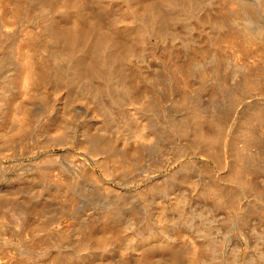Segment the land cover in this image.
Segmentation results:
<instances>
[{
	"label": "rangeland",
	"instance_id": "obj_1",
	"mask_svg": "<svg viewBox=\"0 0 264 264\" xmlns=\"http://www.w3.org/2000/svg\"><path fill=\"white\" fill-rule=\"evenodd\" d=\"M0 1L1 4L3 3L2 1L5 2V0ZM13 1L14 0H8L7 4L3 3L4 7L0 4V23H5L4 26L3 23L0 24V144H2L0 147L4 150L3 153V150L0 148V212L5 211L8 213L7 210L10 206H18L16 207L17 210L25 211L21 212L23 215L25 214V217L28 215L26 221L36 227L32 234L41 240H45L40 246L35 248L36 251L34 250V252L36 254L33 252L35 254L32 253L34 257H31V259L29 258L28 262H32L31 264H50L54 257L56 258V256H59L60 260L57 264H62L61 262L66 258V260L72 261L71 264H75L76 262H78L76 264H227L229 258L230 260L236 259L237 262L235 261V264H253L249 260L251 257L253 259L264 258V255H262L264 254V237L262 238L264 234H260V227L256 226V222H253L251 224V226L254 225L253 227L248 225L246 229L239 230V220L234 219L226 221V212L224 209H218L214 211V213L209 211L210 209L206 206L204 199H200L201 195L199 191L206 182L205 177H203L205 175L202 176L201 174L203 173L200 167L201 156L198 157L194 152H192V154L189 150V152H181L179 146H181L186 139L179 137V134H173L172 136L168 126L166 125L165 128L163 126V124H165L163 118L165 115L168 116L167 112L173 116L174 113L175 115L178 114L175 111H172V113L168 111V109L172 110L169 106H173L174 100L168 93H164L166 91L163 88H159L161 85L160 83H162L160 81L166 78L165 74L167 75L168 73V68L165 66L167 63V52H169V48L174 44V47L179 48V55L182 56L185 54L184 56L187 57L188 51L186 50L189 46L186 47L184 44L187 42L186 44L194 47L200 42L197 38L198 34L196 29H194L196 27V21H194L193 16L196 13H206L208 10L205 11V8L209 9V6L204 5L205 8L204 6L197 8L202 4L197 5L198 3L196 4L195 2L200 1L203 3L202 0H192L193 4L186 7V10L180 9L181 13H176L171 7L165 6V8H168V11L170 10V13L174 14L175 12L174 15L176 18L178 17L176 20L174 19L172 23L168 24L163 32H161L160 28H157L159 25H157V27H150L151 25L146 26L145 30L142 31V35L141 33L138 34V37L135 35V39L138 40L136 41L134 39L133 41L134 45L136 43L135 50H133L129 56L126 55L127 57H124L125 61L123 60L120 65H117L118 68L123 71H118V69L115 68L116 70L113 74L116 76H114L110 72H107L109 66L103 63L101 64L103 72L106 70L105 72L109 74V77L107 73L105 76L95 75V77L92 78L93 80L90 78L88 81L87 79H81L79 76L76 77V74L74 75L72 73V60H70L69 57H64L66 56L63 54L64 52L60 54L61 56H58L57 54H59V52L57 49L55 50L57 47L56 45H54L55 48L50 45L49 47L52 48V50L49 48V52L46 51L48 47L43 46L44 49H42V45L37 44L38 41H41L40 43L45 42L42 40L46 37L43 36L45 35L43 29L39 30L41 24V28H43L49 23V18L47 19V17L53 12L54 19L57 18L54 21L59 20L62 25H71L76 19L78 20L77 17L86 16L84 19L79 17V20L82 18L86 21L89 17L88 20L91 18V20H89L91 23H96L95 21H98L96 23L97 26L95 25L96 29L99 27L98 29L100 31H98V33L105 29V31L101 32L102 34H98L96 31L95 35L103 36V33L107 31L104 36L110 35L112 38L113 35L116 37L118 36L117 34H119L120 37L127 38L130 33L129 30L127 31L124 27L125 24L123 26L122 19L124 20L127 18V22L136 21H134L135 23L132 22L135 28L133 27L130 30L131 34H134V32L138 30H136V28L139 26L137 24L139 16H136V13L135 15L134 13L132 14V12L129 13V10L133 9L132 5L134 6L136 3H139L138 0H132L133 4L130 0H56V4L54 3V6H52L53 12L51 11L49 13L47 10L45 11L44 7V10L43 8H39L40 5H38L39 3H37V0H25V2L23 0L22 2L18 0L19 8L22 6L21 9H19L18 16L16 12V15L8 17L9 14L12 15L14 12L15 2ZM60 3V6L57 5ZM66 3L70 4L67 5ZM13 5L14 7L11 9L10 6ZM125 8L126 11H129L128 13H126ZM57 9L58 12H56ZM171 10L174 12H171ZM2 12L5 16L4 14L2 15ZM46 13L49 15H46ZM77 13L79 14L76 15ZM100 16H102V19ZM70 18L73 19V22ZM83 20H81V22H83ZM42 21H45L46 24H43ZM120 22H122V24ZM99 24L102 26H99ZM110 28H113V30ZM108 31L110 34H108ZM126 31L128 36L126 35ZM209 31L210 33H205L201 38V44L203 45V47L201 45V50L203 49L202 55L204 56L199 58L200 60L197 59L201 61V64H199L200 62H198L199 65L194 63V66L192 63L190 65V73H197L196 70H199L201 65L212 64L213 54L211 51L215 49V46H212L216 45V36L214 35L216 32L213 33L214 30H211V28ZM40 35H42L43 38L42 36L40 37ZM33 36L41 39L34 40ZM193 37L196 38V43H193L195 39L192 40ZM187 38L191 39L188 41ZM32 43H34L33 46ZM192 44L195 45L192 46ZM18 45L19 47L23 46L20 50L24 48V52L27 51L26 48L29 50L25 52V55L28 52L35 53L32 55L30 53V59H36L35 61H37V59L38 61L42 59V61H47L48 64L50 63V73L47 77L48 79L51 77V81L46 78V80L40 84L42 86L39 85L31 89L30 85H28V87L25 81H21L24 78H18L24 76L20 73L22 62L24 60L28 62L26 56L27 59H25V57L22 59L24 55L22 54L24 53L23 51H21V55L20 51L17 52L19 49L16 48V46L18 47ZM37 45L40 48H37ZM183 45L185 47H182ZM191 47L189 48L191 49ZM228 47L229 46H226V49H228L227 51L232 49ZM180 48L181 50L183 48L187 49L181 52ZM33 50L37 51V54ZM100 50L102 51V48ZM105 50H107V48H105ZM29 53L27 56H30ZM34 55L38 56L35 58ZM41 55L42 58L40 57ZM19 56H21V59ZM47 57L48 60H46ZM256 58L255 56L249 59L255 60ZM53 62L54 66H52ZM121 65L124 66L120 68ZM166 65H168V63ZM197 66L200 68L198 67V69ZM54 67H56L57 70ZM163 69L165 72L162 71ZM116 71L119 72V75L123 72V75L130 74V77L133 76V78L131 77L132 83L135 85L134 87H137V90H140L136 91L135 97L136 99L138 98L137 100L130 99L129 102V99H125L126 96L123 95L124 93H120L122 92V90L119 89L122 86V81L119 80V82L117 80L121 76L116 74ZM231 71H233V73L230 72V69V74L227 73L228 79L231 82H236L237 78H239V70L235 71L231 69ZM162 72H164V74ZM194 74H191L192 78ZM99 77L102 79L100 80ZM159 78L161 79L159 80ZM192 78L188 76V79L192 81L189 82L188 86L193 85V87H195L197 84V81L195 82L196 77L194 76V80H192ZM98 80L99 82H97ZM99 84L104 87L102 90L103 93L97 89L101 87ZM154 86L158 87L156 88L157 90L153 89ZM161 92L165 95H161ZM163 95L166 96L165 99H163ZM159 99L165 101L162 100V102H160ZM155 100H157V102ZM167 100H170V102ZM154 102L155 104L158 103L157 107L159 105L161 106L159 108L164 112L162 118H160L161 114L159 115L154 111V108H149L151 106L150 104ZM18 104H21L20 106L24 108L20 113L19 111L21 110L19 109H21V107H17ZM107 104L109 105L108 107ZM23 105L25 106L23 107ZM160 110L158 113L162 112H160ZM120 114H123V116L121 117ZM146 114H148V116ZM22 116H24V118ZM19 117H21L20 120ZM160 119H162V122H160ZM148 120L150 122H148ZM136 122L141 123H138L139 127ZM158 123L164 130H167L169 133L168 136L166 135V131L163 133L164 130ZM166 123L168 122L166 121ZM151 124L153 126L155 125V130ZM141 127L144 128L142 129L143 133H146L145 135L142 134L143 136L141 135L142 132H140ZM167 137H169V140ZM167 140L170 144L166 143ZM160 143L162 145H160ZM7 144H9L10 147ZM167 146L170 147L168 148ZM177 148L180 153H178ZM48 155L49 158L51 157L50 161L48 160ZM121 155L124 157H121ZM52 156L55 157V159ZM127 156L128 158H126ZM190 159H193V161L196 159V165H193L194 167H192V164H194L193 162L188 164L191 161ZM206 160L212 168L216 170V173L219 174L223 172V169L218 166L215 160L212 158H207ZM185 165H187V168ZM181 168L182 170L185 169V171H182ZM186 171H189V173ZM192 179L196 181L194 182ZM178 193H182L181 195L187 197L184 203V211L182 209V212L185 213L186 211L187 215L190 217H187L188 221L185 219L184 221L182 220L183 222L181 221L182 223L177 222V224H175L170 220L171 217L167 216V220L165 213H167V215L172 214V217L179 215L180 210L175 209L173 206L175 203L174 201L177 200L175 198L180 195H178ZM7 204L9 205L7 206ZM186 204L189 205V207ZM170 205L173 206L174 209ZM169 206L171 207L170 210ZM200 210H203L201 214L199 213ZM201 215L203 216V220ZM164 217L167 222L170 220L172 223H167ZM57 219H60L58 222L62 220L64 224H68L66 229L69 227V229H67L68 238L65 241L66 243L64 242V245L60 244L62 247L60 245H53L49 238H46L47 240L44 239L45 235H43V228L40 226L43 225V223H45L44 226L47 224V226L52 225L54 221L55 224L53 225H56ZM9 221L12 222V219ZM196 222H199V226ZM260 223H263L262 226L264 225V221ZM11 225L10 228L12 230L7 229L5 235H10L13 239L7 241L0 234V250L5 248L4 250H11L9 251L11 254L23 257L27 254L28 248L26 245L28 246V239H30L31 235L29 237H23L21 234H17V232L21 233L19 230L17 231V228L20 229V231L21 228L18 226L17 228L16 226L14 227L12 223ZM254 227H257L258 230H255ZM91 228L93 231L90 232L89 230ZM262 228L264 229V227ZM205 230H208V232L211 230L212 232L210 233L213 235L208 232L206 233ZM262 231L264 233V230ZM208 235L210 237L213 236L212 239L205 237ZM214 239L221 240V247L219 246L220 242L218 241L217 243ZM51 244L52 246H50ZM191 248H195L197 251L195 249L193 251ZM8 251L7 254L9 255L10 253ZM61 251H63V253H61ZM75 254L76 257L74 256ZM71 255H73V257ZM232 257L233 259H231ZM61 258L62 260L64 258V260L62 261ZM73 258L74 260L76 258V260H72ZM207 259L209 260L207 261ZM210 259L215 260V262L210 261ZM147 260L149 262H147Z\"/></svg>",
	"mask_w": 264,
	"mask_h": 264
},
{
	"label": "bare ground",
	"instance_id": "obj_2",
	"mask_svg": "<svg viewBox=\"0 0 264 264\" xmlns=\"http://www.w3.org/2000/svg\"><path fill=\"white\" fill-rule=\"evenodd\" d=\"M23 1L25 2V0H23ZM55 1L56 0H37V3H39L38 5H40L39 8L42 9L44 7L45 11L47 10L49 13L52 11V6H54V3L56 4ZM130 1H132V0H130ZM2 2L4 4L5 3L7 4L8 0H5V2L4 1H2ZM9 2H12V1H9ZM13 2H15L14 3L15 4V8H14L15 13L12 11L13 12L12 15L9 14L8 17L16 15V12H17V16H18L19 9H21V7H22L21 6L19 8L18 0L17 1L14 0ZM21 2H22V0H21ZM127 2H129V1H127ZM138 2L139 3H136V5L133 6L132 5L133 1H132L131 5H132L133 9L129 10L130 12L126 11V8H125L126 13L132 12V14L134 13V15H135V13H136V16L137 15L139 16V18H138L139 21L137 22V24L139 26H137V28H136V30L138 29L137 31H135L136 34H135V32H134V34H131V31H130L134 27L132 22H134L135 20L132 22L131 21L127 22L126 21L127 18L124 20L122 19L123 26L125 24L124 27L126 28L127 31L129 30V33H130V35L128 36L127 31H126V35L128 36V37L126 36L127 38H124V37L122 38V36L120 37L119 34H117L119 37L118 36L114 37L115 35H113V37L111 38V36L108 35V34H110L109 31L107 34L108 36H104L107 31L105 33H103L104 34L103 36L102 35L101 36L95 35L96 31H97V33H98V31H100L98 29L99 27L97 28L98 30L95 28V25L97 26L96 23L98 21H95L96 23H91V22H89V20H91V18L88 20L89 17L86 19V21H84L83 19L86 16H83V17L79 16V17L83 18V19L80 18L81 20H83V22H81V20H79V17H77L78 20L76 19L74 23L70 22L71 25L70 24L69 25H67V24L62 25L59 20L54 21L57 18L54 19V14H53L54 12L52 11L53 13L52 14L50 13V15L46 13V15H49L50 17L49 16L47 17L45 15L47 17V19L49 18L48 19L49 23L46 24L45 21L44 22L42 21L43 24L45 23L46 25L45 26L43 25L44 27L41 28L42 27V24H41L40 29H39V30L43 29V33L45 34L43 36H46V37L43 38L42 35H40V37L42 36V38H43L42 40H44L45 42L40 43L41 41L40 42L38 41L37 44H41L42 49H44L43 46L48 47V48H46V49H48L46 51H49V52H50V49L52 50V48H50L49 46L51 45L52 47L55 48L54 45H56L57 47L55 48V50L57 49V51L59 52V54H57V55L59 56L60 54H62L64 52L63 54L66 55L64 57H66V58L69 57L70 60L73 61V62L71 61V66L73 69V70L71 69L73 71L72 73L74 75L76 74L75 75L76 77H78V76L81 77V79H87L89 81L90 78H91V80H93L92 78L95 77V75L96 76H105V74L107 72L108 73L110 72L111 74H113V73H115V70H116L115 68H117L118 71H123V70H120L117 65H120L121 62L124 60V57H127L126 55L129 56L132 53V51L135 50L134 48H135L136 43H135V45L133 44L134 43L133 41L136 38L135 35L137 37H138L139 33H141V35H142V33H143L142 31L145 30L146 26H150V25H151L150 27H152V26L157 27V25H159L157 28H160L161 32H163L164 28L166 26H168V24L172 23L174 19L176 20L178 18V17L176 18V16L174 15L175 12L176 13L180 12V9L186 10V7L191 6V4H193L192 0H138ZM199 2L198 1L195 2L196 4L198 3L197 5L202 4V5L198 6L197 8H199L201 6L203 7L204 5L209 6V7L207 6L209 9L205 8V6H204V8L206 9L205 11L208 10L206 13L203 12V13L197 14L195 12L196 14L193 16L194 21H196L195 22L196 27L195 28L193 27V28L196 29V32L198 34L197 38H198V41L200 40V42H198L196 45L194 44L195 46L192 44V46H194V47H191L190 45L186 44L187 43L186 42L184 45H186V47L187 46L191 47V49L189 47H187L189 50L187 48H186L187 50L184 48H183L184 50L183 49L181 50V48H180L181 52L182 51L184 52L185 50L188 51L187 57L184 56L185 55L184 53H183L184 55H182L184 57L179 55V51H178L179 48L174 47L175 46L174 44L172 47H170V48L168 47L169 52H167V56L165 55L169 67H168V65H166L167 63L166 64L164 63V64L168 68V73H167V75L165 74L166 78H163L162 81H160L163 83V85H162V83H160L161 85L159 83L158 84L160 85L159 88H163L166 92H164L163 89H162V91L164 93H168V95L170 97H172L174 100V103L172 104L173 106H171V105L169 106L170 108H172V110L168 109V111L171 113H172V111H175L178 114L176 113L177 115H175V113H174V116H173L172 114H168V112H167L168 116L165 115L164 118L168 123H166V121L163 118V122L165 123V124H163V126H164V128L166 125L168 126L169 132H170V134L172 133L171 134L172 136H173V134H179L180 135L179 137H181V138L183 137L184 139H186V141H183V139H182V141L184 142L182 144L180 143L181 140L179 142L181 144V146H179L180 147L179 150L181 149V152L189 150L191 153L194 152L198 157L201 156L200 167L202 168V172L204 174L201 173L200 171L199 172L202 174V176L205 175L203 177H205L206 182L203 184V186L199 192L201 195L200 199L201 198L204 199L206 206L210 209V210L209 209L208 210L212 211V213H214V211H216L218 209H222V210L224 209L226 212V218H225L226 221L227 220H234V219L239 220V227H240L239 230L240 229L244 230V229H246V227L248 225L251 226V224L253 222L254 223L256 222V224H257L256 226L260 227L259 231L261 233L259 231L258 232L260 234H264L262 231V230H264L262 228V227H264V225L262 226L263 223H260V222L264 221V21H263V19H264V0H252V1H245V0H209V1L204 0L203 1L202 0L203 3H201V2L199 3ZM3 3L2 4L0 3V4L3 6ZM78 3H80V2H78ZM11 4H13V3H11ZM69 4H67V5H69ZM163 4H165V5H163ZM57 5L60 6L61 3L57 4ZM71 6H69V7H71ZM165 6L171 7L172 10L175 11L174 12L171 10V12H174V14L170 13V10L168 11L167 10L168 8H165ZM10 7L12 9V7H14V5L10 6ZM25 7H26V5H25ZM32 7H34V6H32ZM61 7H63V6H61ZM79 7H81V6H79ZM44 8H43V10H44ZM73 8H74V6H73ZM75 8H76V5H75ZM28 10H30V9H28ZM33 10H34V8H33ZM55 10H56V7H55ZM120 10H121V8H120ZM187 10H189V9H187ZM9 11H8V13H9ZM56 12H58V9ZM77 12H79V11H77ZM192 12H193V10H192ZM20 13H23V12H20ZM97 13H99V12H97ZM3 14L4 13L2 12V15ZM26 14H24V15H26ZM29 14H31V13H29ZM78 14L79 13H77L76 15H78ZM191 14H193V13H191ZM4 16H5V14H4ZM26 16H28V15H26ZM100 17L102 19V16H100ZM60 18H61V16H60ZM74 18H76V17H74ZM94 18H95V16H94ZM121 18H123V17H121ZM130 19H128V20H130ZM70 20H72V22H73V19L70 18ZM92 21H93V19H92ZM99 22H101V21H99ZM122 22H120V23L122 24ZM2 23H0V24H2ZM4 24L5 23H3V26H4ZM134 25H136V24H134ZM99 26H102V25L99 24ZM114 26H115V24H114ZM117 26H119V25H117ZM128 26L130 27V29ZM119 28H121V27H119ZM208 28L209 29L211 28V30L213 29L214 30L213 33L216 32V34H214L216 36V40H215L216 45L212 44L213 45L212 47L215 46L214 47L215 49L211 48V49H214L211 51L213 54L212 64L211 65H209V64L201 65L200 66L201 68L199 66H197V68L198 67L200 68V69L198 68L199 70H196L197 73H195V74L193 72L190 73V65L192 63L194 66L196 63L198 64V62H200L199 64H201V61H199L200 60L199 58L204 56V55H202L203 49L201 50V48L203 47V45L201 44L202 43L201 38L205 33H207V32L210 33ZM4 29H6V28H4ZM101 29H104V28H101ZM110 29L113 30V28H110ZM103 31H105V29ZM103 31H101V32H103ZM188 31H190V30H188ZM36 32L39 33L38 31H36ZM36 32H34V33H36ZM101 32H99V33L102 34ZM41 34H42V32H41ZM194 34H195V31H194ZM194 34H192V35H194ZM35 37L33 38L34 40H40L41 39V38L39 39L38 36H37L38 38H35ZM141 38H142V36H141ZM194 38L195 37H193L192 40ZM189 39H191V38H189ZM189 39H188V41H189ZM34 40H31V41L35 42ZM135 40L138 41L137 39H135ZM195 40H196V38L193 40V43L197 42ZM139 43H140V41H139ZM33 44L34 43H32V46H33ZM19 45H18V47L16 46V48L19 49L17 52L20 51V55H21V53H22L21 51L24 52V50H23L24 48H22L20 50V48L23 46L19 47ZM133 45H134V47H133ZM184 45L182 47H185ZM201 45H202V47H201ZM226 46H229L228 48L231 47L232 49L227 51L228 49H226ZM37 48H40V47H38V45H37ZM101 48H102V51L100 50ZM105 48H107V50H105ZM26 50L29 51L27 48H26ZM35 50H33V51H35ZM27 51H25V52H27ZM25 52L22 53V54H24L22 59H24V57L26 56L29 60L25 57V59H27L28 62H26V60H24L22 62L21 72H20L21 75H24V76L18 77V78L19 79L24 78L21 81H25L27 86L28 85L31 86V89L32 88L34 89L35 87L42 84L46 80V78H47V80L51 81V77H50V79H48V77H47V75L49 76V73H50V68H49L50 63L48 64L47 61H42V59H40V58H39L40 59L39 61H38V59H37V61H35L36 59L32 60L29 57H31V55L35 54V53L30 52L31 53V55H30V53L28 52L30 56H27L28 53L25 55ZM35 52L37 54V51H35ZM54 52H56V51H54ZM36 56H38V55H34L35 58H36ZM251 56L252 57L256 56L257 58L255 60H251V59H249V58H252ZM19 57L21 59V56H19ZM40 57L42 58V55ZM32 58H33V56H32ZM55 58H57V57H55ZM197 59H199V60H197ZM46 60H48V57ZM49 62H50V59H49ZM103 63H106V65L109 66V70H107V72H105L106 71L105 70L104 71L105 73L103 72V69H102L103 67L101 65ZM126 64H128V63H126ZM52 66H54V62H53ZM122 66H124V65H121L120 68H122ZM230 67H232V68H230ZM54 68H56V67H54ZM164 68H166V67H164ZM62 69H63V67H62ZM229 69H230V72H232V73H233V71H231V69L232 70L234 69L235 71L239 70L238 71L239 72L238 73L239 78H237V81L235 80L236 82H233V81L231 82L228 79L227 73L230 74ZM56 70H57V68H56ZM136 70H135V72H136ZM64 71H66V70H64ZM162 71L165 72L164 69ZM192 71H194V70H192ZM164 72H162V73L164 74ZM118 73L119 72L116 71V74H118ZM122 73L123 72H121L120 75L118 74L119 76H121L120 77L121 79L120 78L117 79L118 81L119 80L122 81L121 82L122 86L119 85V86H121L119 89L122 90V92H120V93H122V94L124 93L123 95L126 96L125 99H127V100L129 99V102H130V99L131 100L136 99V97H135V95L137 93L136 91H138L139 89L137 90V87H134L135 85L132 83L133 76H131L132 77L131 78L129 76L130 74L129 75H123ZM55 74H57V73H55ZM111 74H110V76H111ZM191 74L192 75L194 74V76L196 77V79H195V82L197 81L196 86L193 83L195 87H193V85L188 86L189 82L191 81L190 79H188V76L192 78ZM234 74H236V73H234ZM19 76H20V74H19ZM107 76L109 77V74ZM114 76H116V75H114ZM194 76H193L192 80H194ZM161 77H163V76H161ZM99 79H100V77H99ZM160 79L161 78H159V80ZM79 80H80V78H79ZM79 80H78V82H79ZM50 81H48V82H50ZM118 81H117V83H118ZM81 82H82V80H81ZM97 82H99V80ZM115 82H116V79H115ZM85 83H86V81H85ZM88 83H90V82H88ZM107 84H109V83H107ZM99 85L101 87H98L97 89H99V91L102 92L104 87L101 84H99ZM40 86H42V85H40ZM156 88H158V87L154 86L153 89L157 90ZM164 93L161 92V95ZM164 95H163V99L166 98V96H164ZM162 100H160V102H162ZM155 101L157 102V100H155ZM163 101H165V100H163ZM167 101L170 102V100H167ZM152 104H150L152 107L150 106L149 108H154V111L157 112V114H159V115L161 114L160 115L161 117L160 116L159 117L162 118L163 117L162 115H164V112L162 110H160L159 107H161V106L159 105L157 107L158 103L155 104V102ZM20 105L21 104H18L17 107ZM24 106L25 105H23V107ZM108 106L109 105L107 104V107ZM22 109H24V108L21 107V109H19L21 111L18 110L19 113L22 112ZM111 109H112V107H111ZM159 110H160V112L161 111L162 112L158 113ZM151 111H152V109H151ZM165 111H166V109H165ZM21 114H24V113H21ZM123 114L122 115L120 114V116L122 117ZM152 114H153V111H152ZM146 115L148 116V114H146ZM22 117L24 118V116H22ZM129 117H131V116H129ZM20 118L21 117H19V120H20ZM153 118H154V116H153ZM151 119H149V120H151ZM149 120H148V122H150ZM161 120L162 119H160V122H162ZM156 123H157V121H156ZM139 124H141V123H139ZM139 124H138V127H139ZM127 126H129V125H127ZM140 126H142V125H140ZM154 126H153V128L155 130ZM136 128H137V126H136ZM164 128H163V130H164ZM142 129H144V128L141 127V129H140L141 131L140 130L139 131L142 132L141 135L142 134L145 135L146 133H143ZM165 131L167 133L166 135L168 136L169 133L167 132V130H164L163 133H165ZM144 132H146V131H144ZM158 133H160V131ZM163 133H160V134H163ZM153 137H155V136H153ZM169 137H167V139ZM157 139H160V138H157ZM152 140H153V138H152ZM168 140L166 143H168ZM173 140H175V139H173ZM173 140H172V142H173ZM168 144H170V143H168ZM172 144H174V143H172ZM0 145H2V144H0ZM7 145H9V144H7ZM160 145H162V144L160 143ZM170 146H172V145H170ZM9 147H10V145H9ZM3 148H4V146H3ZM177 150H178V148H177ZM179 150H178V153H180ZM5 151H6V148H5ZM160 151H161V149H160ZM2 152L4 153V150ZM49 155H51V154H49ZM49 155L47 156L48 158H49ZM122 156L123 155H121V157ZM47 157H45V158H47ZM50 158L48 159L49 161H50ZM53 158L55 159V157H53ZM126 158H128V156ZM207 158H212L213 160H215V162H217L218 166H220L223 169L222 170L223 172L219 173V174L216 173V170H214V168H212V166L206 160ZM190 160L191 161L188 164H191V162H193L194 164H192V167H194L193 165H196L195 164L196 159L194 161H193V159H190ZM188 162H189V160H188ZM185 166L187 168V165H185ZM182 168H181V170H182ZM189 170H190V168H189ZM192 170H193V168H192ZM182 171H185V169ZM187 173H189V171ZM182 174H183V172H182ZM186 175H188V174H186ZM183 177H184V174H183ZM188 179H189V177H188ZM56 180H58V179H56ZM175 180H177V179H175ZM193 181L195 182L196 180H193ZM63 183H61V184H63ZM163 183H164V181H163ZM166 187H168V186H166ZM179 194L180 193H178V195ZM181 194L178 197L176 196L177 198H175V199H177V200L174 201L175 203L173 205L175 209L180 210V212L178 211L179 215L174 216L175 217L174 218L171 216L172 214L167 215V213H165L166 214L165 217L167 218V220H168V217H171L170 220L175 224H177V222H181L182 220L184 221L185 219H186V221H188L187 217L189 215H187L186 211H185V213L182 212V209L184 211V203L186 202L187 197L184 196L185 192H184V195H181ZM200 203H202V202H200ZM13 204H15V203H13ZM8 205L9 204H7V206ZM35 206H38V205H35ZM173 206H171V207L173 208ZM187 206L189 207V205H187ZM200 206H201V204H200ZM16 207H18V206H14V205L12 207L10 206L7 210L8 213H6L5 211L0 212V234L7 241L13 239L10 235L9 236L5 235L6 230L11 229L10 227L12 226L11 225V223H12L14 225V227L16 226V228H17V226H18L21 228V231H20V229L17 228V231L19 230V232H21V233L17 232V234H21L23 237H29L31 235L30 239H28V246L26 245V247L28 248L27 254L25 253L26 255H24L23 257L17 256V255L11 254L9 252L11 250H9V251L4 250L5 249L4 248L3 250H0V264H28L29 263L28 259L29 258L31 259V257L32 258L34 257L32 255V253L34 252L35 248H37V246H40V244H42L45 241V240L39 239L38 237H35L32 234L33 231H35L36 227L33 226L32 224H30L28 221H26L27 220L26 217L28 215L25 217V214L23 215V213H21V212H25V211H19L16 209ZM171 207L169 208V210L171 209ZM200 209H202V208H200ZM29 211H27V212H29ZM201 211H203V210H200V212H199L200 214H201ZM167 212H168V209H167ZM170 213H172V212H170ZM26 214H28V213H26ZM202 215H201V218L203 217ZM165 217H164V219H165ZM209 217H211V216H209ZM9 218L12 219V222L9 221V220H11ZM164 219H163V221H164ZM58 220H60V219H57L56 225H53V224H55V221H54V223L52 225L47 226L48 225L47 224L44 226L45 223H43V225H40V226L43 228V235H45L44 239L49 238L52 241L53 245H60V244L64 245V242L68 238L67 237V229H69V227L66 229L68 224H64V222L62 220L58 222ZM167 220H166V222H167ZM170 220H169V222H171ZM202 220H203V218H202ZM204 221H206V220H204ZM46 222H48V221H46ZM169 222H167V223H169ZM198 223H197V225H198ZM36 225H37V223H36ZM253 226H251V227H253ZM41 227H40V229H41ZM206 227H207V225H206ZM254 228H255V230H258L257 227H254ZM261 228H262V230H261ZM146 230H148V229H146ZM243 230H241V231H243ZM89 231L90 232L93 231L92 228ZM149 231H152V230H149ZM13 232H14V230H13ZM205 232L207 233L208 230H205ZM210 232H212V231L209 230L208 233L211 234ZM15 234H16V231H15ZM211 235H213V234H211ZM260 236H262V235H260ZM19 237H21V236H19ZM205 237H207V238L209 237L212 239L213 236L210 237L208 235ZM263 237L264 236H262V238ZM214 240H216V239H214ZM214 240H212V241H214ZM216 241L218 243L219 240H216ZM219 242H220V244H219V246H220L222 244L221 240ZM52 244L50 246H52ZM56 247L59 248L58 246H56ZM193 247H194V245H193ZM215 247H216V245H215ZM188 248H189V246H188ZM209 248H211V247H209ZM147 249H149V248H147ZM187 249H186V251H187ZM191 249H193V251H194L195 248H191ZM7 251L10 253L9 255L7 254ZM209 252H211V251H209ZM21 253H23V252H21ZM61 253H63V251H61ZM76 254L74 255L75 257H76ZM149 254H150V251H149ZM64 255H65V253H64ZM262 255H264V254H262ZM71 256L73 257V255H71ZM66 259L64 260V258H63V260H64L63 261L61 258V260L63 262H61V261L60 262L62 264H71L72 263V261H68ZM231 259H233V257ZM59 260H60V257L56 256V258L54 257V259L52 260V262L50 264H52V263L57 264V263H59ZM72 260H74V258ZM75 260H76V258H75ZM208 260L209 259H207V261ZM249 260L253 264H264V258L253 259L251 257V259H249ZM77 261H79V260H77ZM210 261L215 262V260H213V259L212 260L210 259ZM235 261L237 262L236 259L230 260V258H229V260H227V264H235ZM147 262H149V261L147 260ZM31 263L32 262H30L29 264H31ZM76 263H78V262H76ZM217 263H218V261H217ZM208 264H210V263H208Z\"/></svg>",
	"mask_w": 264,
	"mask_h": 264
}]
</instances>
